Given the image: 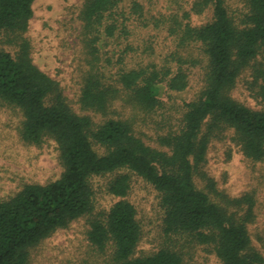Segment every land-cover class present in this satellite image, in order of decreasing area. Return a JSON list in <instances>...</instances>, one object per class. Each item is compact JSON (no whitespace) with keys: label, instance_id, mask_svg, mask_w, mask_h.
I'll use <instances>...</instances> for the list:
<instances>
[{"label":"trees","instance_id":"obj_1","mask_svg":"<svg viewBox=\"0 0 264 264\" xmlns=\"http://www.w3.org/2000/svg\"><path fill=\"white\" fill-rule=\"evenodd\" d=\"M123 1L85 0L80 14L91 67L84 76L79 103L82 109L102 116L110 113L118 99L154 111L162 104L165 86L182 91L188 84L182 67L173 71L155 62L128 66L124 54L134 51L131 43L116 51L117 65L110 77L101 71L103 49L114 40L118 45L122 39L128 41L130 35ZM246 1L249 12L241 27L233 22L226 0L195 4L197 12L210 6L212 20L199 26L186 24L180 42L201 45L207 57L205 86L197 99L185 103L181 126L161 135V148H156L137 135L128 118L96 122L88 114L76 113L59 83L32 60L24 33L34 0H0V100L21 110V136L26 142L39 145L48 137L56 141L64 166L59 179L26 184L10 199L0 200V264H28L32 247L91 211V178L120 168L134 171L161 192L166 233L186 232L202 244L214 245L221 264H264V252L252 245L247 226L253 217V198H227L235 207L247 205L237 217L194 181L211 138L227 128L234 129L247 157L264 159V111L238 102L229 93L264 47V0ZM105 60L113 64L112 57ZM253 76L257 95L264 99V67L256 66ZM129 188L130 177L124 173L111 182L109 191L125 197ZM140 236L136 208L127 200L117 201L104 220L91 221L88 232L99 251L112 247L111 264H183L181 254L168 248L134 257Z\"/></svg>","mask_w":264,"mask_h":264},{"label":"rangeland","instance_id":"obj_2","mask_svg":"<svg viewBox=\"0 0 264 264\" xmlns=\"http://www.w3.org/2000/svg\"><path fill=\"white\" fill-rule=\"evenodd\" d=\"M197 1L124 0V10L129 16L128 41L122 39L120 45L116 40L111 41L100 54L98 65L104 67L101 71L109 77L116 69V51L124 49L128 43L134 47V51L124 54L130 67L155 62L173 71L179 67L186 71L187 87L173 91L165 86L162 104L154 111L135 108L120 99L113 102L107 116L81 108L79 98L83 79L91 67L80 18L85 0H34L33 16L24 36L30 42L34 64L59 83L76 113L88 114L96 122L107 117L128 118L133 122L137 135L147 144L161 148L159 137L181 126L185 103L197 99L205 86L207 57L201 45H182L180 42L186 24L199 26L212 20L211 7L197 12ZM134 4L139 5L138 10L133 8ZM226 4L233 22L241 27L249 12L247 1L226 0ZM3 46L13 49L8 44ZM109 57H112V65L105 60ZM256 66L264 67V47L251 66L241 72L229 93L238 102L264 111V99L257 95L258 88L252 83ZM22 121L23 114L19 108L0 100V200L10 199L26 184L55 181L64 172L56 141L48 137L39 145L26 142L21 136ZM94 147L99 153L103 152L99 145L94 144ZM124 173L130 177V188L125 197H119L109 191V186L119 174ZM194 181L214 202L226 207L229 214L236 213L237 217L246 212L247 205L235 207L228 204L227 198L244 195L253 198V217L247 223L248 231L252 245L264 252V159L247 157L234 129H224L211 138L205 160L194 173ZM90 183L93 189L91 211L32 247L28 264H111L112 247L109 246L105 252L99 251L89 241L88 232L91 221L104 220L119 200H127L136 208L141 236L134 257L168 248L181 254L183 264H221L214 245L202 244L190 233L165 232L161 192L134 171L120 168L95 175Z\"/></svg>","mask_w":264,"mask_h":264}]
</instances>
